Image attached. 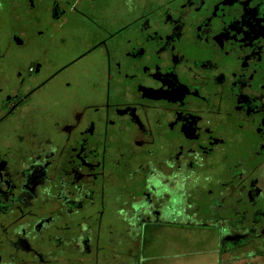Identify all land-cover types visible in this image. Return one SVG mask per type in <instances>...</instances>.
Wrapping results in <instances>:
<instances>
[{"label": "flooded vegetation", "instance_id": "flooded-vegetation-1", "mask_svg": "<svg viewBox=\"0 0 264 264\" xmlns=\"http://www.w3.org/2000/svg\"><path fill=\"white\" fill-rule=\"evenodd\" d=\"M174 230L264 264V0H0V264Z\"/></svg>", "mask_w": 264, "mask_h": 264}, {"label": "rangeland", "instance_id": "rangeland-1", "mask_svg": "<svg viewBox=\"0 0 264 264\" xmlns=\"http://www.w3.org/2000/svg\"><path fill=\"white\" fill-rule=\"evenodd\" d=\"M214 246V235L163 231L145 247L143 264H217Z\"/></svg>", "mask_w": 264, "mask_h": 264}]
</instances>
